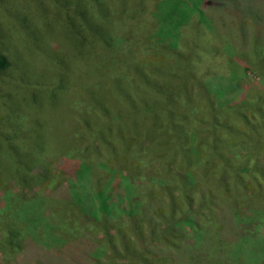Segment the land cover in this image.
I'll return each instance as SVG.
<instances>
[{"label":"rangeland","instance_id":"rangeland-1","mask_svg":"<svg viewBox=\"0 0 264 264\" xmlns=\"http://www.w3.org/2000/svg\"><path fill=\"white\" fill-rule=\"evenodd\" d=\"M80 1L0 0L7 9L6 15L0 13V54L12 64L0 72V136L14 121L3 117L5 99L19 93L11 86L15 66L29 62L12 45L17 24L11 14L24 15L67 56L64 68L45 62L49 82L41 86L50 92L61 76L66 90L73 91L53 102L61 116L52 126L60 143L77 144L69 154L71 167L105 166L111 178L106 194L121 209L109 231L113 246L104 243L109 237L103 227L93 229L85 214L73 210L67 220L71 207L55 208L43 198L71 187L70 175L65 181L60 169L68 156L62 152L38 163L32 182L24 186L3 162L0 219H14L16 213L26 228L19 219L39 209L44 224L33 233L28 229V236L50 250L65 247L54 242L61 234L68 243L86 239L82 247L88 249L95 232L100 263L185 264L182 248L197 241L199 264H264V23L259 29L251 15L264 18V5L255 7V0H89L94 8L88 5L86 18L91 11L96 21L105 22L111 42L105 49L96 44L79 49ZM73 74L76 80L69 79ZM29 110L18 113L27 118ZM40 111L38 121L52 109ZM88 123L97 134L82 130ZM130 202L133 218L125 213ZM213 203L220 213L214 224L223 230L220 250L198 224L213 213ZM63 222L80 224L77 238L63 236ZM13 260H20L19 252L0 247V264Z\"/></svg>","mask_w":264,"mask_h":264},{"label":"trees","instance_id":"trees-1","mask_svg":"<svg viewBox=\"0 0 264 264\" xmlns=\"http://www.w3.org/2000/svg\"><path fill=\"white\" fill-rule=\"evenodd\" d=\"M79 3H82L83 9L76 12V22L78 21V23L77 26L75 25L77 31V42L75 43L78 45L79 49L83 48L85 44H96L105 49L111 42L110 36L105 30V22L100 19L99 22L96 21L91 11L89 18H86L87 10L89 8H94V3H90L89 0H82ZM262 3H264V0H255L254 5L257 8H261V5H264ZM89 4L90 7L88 8ZM75 7L76 4H74L72 10H75ZM66 10L69 11V8H66ZM0 13L6 15L7 9L0 7ZM13 15L14 14H11V18L17 26H13L16 36H13L12 45L17 53H20L24 62L27 60L26 57L29 58V62L28 60L25 63L22 62L21 65H19L21 68L15 66L17 76L15 78L16 81L11 82V86L19 88V93L16 91L14 97L10 95L5 99L7 104L4 105L3 121L11 118H14V121L12 122L11 127L9 124L4 125L3 128H5V132L0 136V141H2V144H0V170L5 166L3 163L5 161L7 165V167H5L10 171H13V174H15V177L19 182H22L21 186H24L25 184L32 182V179L34 178V175L32 174L34 167H36L38 163H43L47 156L55 155L59 152L68 155L60 169L65 173L63 175L65 181L70 179L68 176L70 175L73 180L70 182L71 187L66 189L57 188L50 193L49 196H44L43 198L47 201V204L54 203L55 208L61 203H66V205L71 207L69 209L67 208V220H71L69 216L74 213L73 210H78L80 213L85 214L92 221L93 229L96 226L99 229L100 227H103V236L109 237V231L112 228L111 223L114 224L116 219L121 216V209L118 208V205L115 204V202L112 203L109 196L106 194L111 178L109 177L107 170L104 168L105 166L103 164H101V166H85L83 163L80 165H78L79 163H74L73 167H71L68 163L71 162L69 159L73 157H70L69 154L71 151L77 149V144L60 143L61 140L55 135L56 130L52 126L54 119H56L58 115L61 116V113H59L60 111L58 112V109H56L57 107L53 102L56 101L58 103L59 100L68 98L73 91L70 88H67L66 90L67 80L66 78H61V76L58 78L57 84L54 85L51 83L50 92L42 89L41 86L42 82H49L47 80L48 75L43 72V70L48 68L42 69L45 68L44 66H47L46 63L52 64L53 66L56 64L57 67L64 68V66L68 64V62L64 61V59H67V56L60 52L59 47H54L51 44V41L46 38L43 33L37 31L34 26H31L30 21L23 19L25 18L24 15H22V19H20V15ZM251 15H254L252 23L260 29L261 24L264 23V18L261 17L262 15L259 13H253ZM247 17L248 16H245V18ZM245 18L244 20L246 21ZM88 37H90V39ZM28 50H31L32 53L29 54ZM38 52H42V54ZM38 59L43 60L41 63L42 65H39L40 63L37 61ZM80 64L81 69H83V62H80ZM11 66L12 64L7 57L0 54V72L6 71ZM76 78V74L69 77L70 80H76ZM114 81H117V79ZM60 90L61 94L58 95L59 92L56 93V91ZM88 100L94 102L92 96H90ZM29 104H31V107ZM25 107L30 109L26 113V116L28 115L27 118H24V116L22 117L18 113L21 111V108L23 109ZM51 109L52 111L46 115L45 119H42L41 121L36 119L38 117H36L37 115L35 116V114L41 112L40 110L47 111ZM79 111L81 113L83 110L81 111L80 109ZM262 115H264V109ZM180 127L181 125H179V128ZM59 128L60 126L58 129ZM81 128L84 132H88L90 135L97 134V130H95L89 123L81 126ZM182 182L184 184H189V181L187 182L184 176H182ZM96 200H99V202L96 203ZM212 205V210H214L215 203ZM127 208L128 210L125 212L126 215L131 216L132 218L136 217V215H133L136 212L135 207L134 205L132 206L131 202L127 205ZM219 209L221 208L219 207ZM17 213H23L22 209H17ZM15 215L18 219L19 216L16 213ZM218 215H220L219 211L217 213L214 210L208 217H205L203 222H199L198 224H203L208 241H216L217 246L215 248L220 250L217 239H221L220 233L223 230L222 227L214 224ZM8 218L9 219L7 220H4L5 218L0 219V247L7 248L13 253V255H16V253L18 255L19 252L20 260H13L11 264H108L106 260L103 263H100L99 258L94 253L99 245V243H95L93 238V235L97 233L93 232L92 237L89 238L90 245L88 249H83L82 247V245H87L86 239H79L77 242L68 243V237L73 236L74 238H77L75 236L79 233L80 224L72 227L69 226V223L63 222L65 230L67 231V233H63V236H66L68 239L66 240L62 238L61 234L58 239L54 238V242H57V244L64 243L65 247L63 249L56 248L50 250L51 248H45L34 237L31 238L28 236L30 235L28 229L33 233L35 228L44 224V216L39 209L38 211L35 209L32 217L21 218L22 220L19 219L27 224L26 228L21 226V222L17 221L16 218ZM172 218L173 215L171 214L169 215L168 220H172ZM210 222L213 225H210ZM90 229L92 230L91 226ZM87 230H89V228H87ZM108 239L107 242L105 241L104 243L113 246V241L110 240V237ZM70 240L73 241L74 239ZM195 242L196 246L194 247L186 246L182 248L185 250V253L181 263L199 264V262H196L199 260L197 250L199 246L197 245L198 242ZM23 244L25 246H23ZM192 249L194 250L192 251ZM191 258L194 259L193 262L195 263L192 262Z\"/></svg>","mask_w":264,"mask_h":264}]
</instances>
